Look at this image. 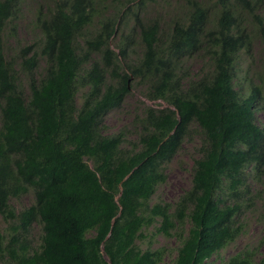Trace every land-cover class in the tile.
<instances>
[{"label": "trees", "instance_id": "obj_1", "mask_svg": "<svg viewBox=\"0 0 264 264\" xmlns=\"http://www.w3.org/2000/svg\"><path fill=\"white\" fill-rule=\"evenodd\" d=\"M135 1L0 0V264H160L162 248L137 243L152 226L175 236L173 264H206L263 196L264 65L259 84L239 71L255 40L264 64V0H216L212 28L179 4L165 21L144 15L158 0ZM25 8L28 38L10 48ZM193 55L196 76L186 67ZM130 81L168 104L142 102L135 139L105 132ZM195 129L189 188L152 202ZM29 193L18 209L13 200ZM257 218L264 226V210ZM254 258L246 251L228 264Z\"/></svg>", "mask_w": 264, "mask_h": 264}, {"label": "rangeland", "instance_id": "obj_2", "mask_svg": "<svg viewBox=\"0 0 264 264\" xmlns=\"http://www.w3.org/2000/svg\"><path fill=\"white\" fill-rule=\"evenodd\" d=\"M177 6L176 0H158V3L152 5L148 9V13H144L145 16L152 17L154 15H160L167 20L169 15H173L174 9ZM33 17L29 8H25L19 13V20L17 26L12 30L13 37L7 41V46L15 48L18 41L26 42L28 38V31L25 28V23ZM134 38V37H133ZM24 43H22L23 46ZM116 40L114 42V48L116 47ZM261 50V44L258 41L253 43L251 51L243 54L244 68L240 71L241 77H246L249 73H246L247 65H251L252 72L250 76V82L253 84H259L258 75L263 72V68L260 66L259 51ZM8 51V50H7ZM186 67L195 76L199 73L202 62L199 57L193 55L186 60ZM131 82V92L123 104L111 110L105 117V132L113 133L122 129L125 133L129 134L130 139H135L134 134V116L140 112L142 102L155 107L168 106L165 102L149 101L143 97L142 88L136 86L135 81ZM258 117L264 122V111H260ZM195 127V126H193ZM197 136L193 141H185L181 150L169 162L166 166L165 174L166 181L161 184L155 195L152 198V202H174L180 194H182L187 188H189L192 181L193 163L196 158L199 157V130ZM257 188H261L262 184L253 183ZM33 201V194L22 197L21 199L13 200V204L18 209L24 208L31 204ZM264 210V193L260 196L253 210H246L239 218L241 224V234L235 241L220 250L219 253L210 257L206 264H228V260L231 256H234L242 252H250L255 254L254 263L264 264L261 261L264 259V226L257 218L258 213ZM6 224L0 216V228L4 229ZM155 227H151L149 230L143 231L141 239L137 240V243L146 248L151 245L152 248H162L164 250V257L160 264H173V259L176 255L177 240L175 236L166 237L161 234L155 233ZM42 228L41 225L36 224L32 230V236L36 243L41 240Z\"/></svg>", "mask_w": 264, "mask_h": 264}, {"label": "clouds", "instance_id": "obj_3", "mask_svg": "<svg viewBox=\"0 0 264 264\" xmlns=\"http://www.w3.org/2000/svg\"><path fill=\"white\" fill-rule=\"evenodd\" d=\"M137 1L138 0H136L133 4H135ZM187 1L188 0H176L177 5L179 4L182 7L184 6L183 7V10H188L191 13H193L195 16L197 14L203 13V16H202L201 20L202 21H205L206 20V26L208 28H212L214 26L215 21H216V13H217V7L215 6L216 0H189V1H192V3H193V5L191 6L190 10L188 9L189 4L187 3ZM131 4H132V0H131ZM198 8H199V10H198ZM201 8H205V12L206 13L204 11H202ZM123 28H124V26H123ZM252 48H253V45L248 50V52L251 51ZM244 53H247V51H244V52L241 53L240 61H241V66L242 67H241L240 71H242L243 68H244V64L242 63V61H243V54ZM259 60H260V66L263 67L264 64L261 61V54H260V52H259ZM240 71H239V73H240ZM251 72H252L251 65H247L246 73H249L248 77H250ZM262 111H264V110L262 109Z\"/></svg>", "mask_w": 264, "mask_h": 264}]
</instances>
